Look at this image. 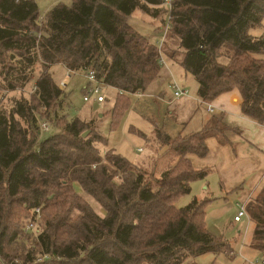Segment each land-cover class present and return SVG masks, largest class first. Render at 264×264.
<instances>
[{"label": "trees", "instance_id": "trees-1", "mask_svg": "<svg viewBox=\"0 0 264 264\" xmlns=\"http://www.w3.org/2000/svg\"><path fill=\"white\" fill-rule=\"evenodd\" d=\"M166 1L71 0L40 17L36 0H0V264H196L191 256L205 252L233 256L230 242L207 226L211 198L177 204L210 169L196 168L188 154L205 156L209 137L228 142L222 117L189 135L171 137L157 126L148 137L139 133L155 154L132 162L113 148L102 151L108 139L96 122L61 114L64 92L49 72L54 65L93 68L121 93L112 112L116 129L129 107L126 95L144 92L162 66L158 44L128 19L135 10L167 13L161 53L194 76L198 97L209 102L237 90L242 113L264 124V33H250L264 22V0H170L165 8ZM169 38L175 52L166 51ZM35 64L33 95L2 106ZM43 123L58 131L41 141ZM75 184L101 204L102 215ZM244 205L254 223L250 246L263 252L264 186ZM37 207L42 227L31 236L24 225ZM44 253L48 258L35 261Z\"/></svg>", "mask_w": 264, "mask_h": 264}, {"label": "rangeland", "instance_id": "rangeland-1", "mask_svg": "<svg viewBox=\"0 0 264 264\" xmlns=\"http://www.w3.org/2000/svg\"><path fill=\"white\" fill-rule=\"evenodd\" d=\"M59 2L65 5H71V0H36L39 16H44L53 5ZM167 6L168 5L164 4L165 8H167ZM160 16L161 17L159 18H155L143 13L140 10H135L130 15L128 21L130 25L138 30L142 35L146 36L152 43L158 44L160 38L162 37L161 30L159 28L162 24V19L167 21L168 18L167 13ZM250 33L254 35L264 33V22L259 28L251 30ZM176 46V40L169 38L166 42V51L175 52L174 50L176 49ZM177 53L178 51H176V54ZM163 58L166 64L172 66V71L174 77L176 78L175 80L177 82L180 80V82L185 83L189 92H191L193 85L196 84L192 75L188 73H185V75L178 62H173L164 55ZM262 58L264 59V55H262ZM175 59H177V57H175ZM26 71L29 72L30 69H27ZM39 71L40 65L35 64L32 67V73H29V81L25 82L26 84L21 86L22 88L19 87L15 91L7 92L1 101V105L9 107L11 104V98H18L19 96H22V94L26 97L33 95L34 85L36 79L38 78ZM66 71L67 69L59 67L58 65L54 66L52 69L50 68L49 70L50 74H53L52 76L56 82L62 78ZM184 75L186 77H184ZM169 81L170 75L165 71V65H162L159 77L152 81L147 89L142 92L143 97H137L136 94L126 95L129 99V107L121 118L117 128L111 129L113 106L116 100L120 97L121 93L115 88L104 86L101 89V94L104 98L103 102L97 103L93 100L85 102L83 100V96L84 86L87 82L84 78L83 71H76L75 74H71L68 79V84L63 90L65 99L62 105L61 114H64L68 121L75 118L82 120L93 119V121L96 122L97 130L108 139L107 144L114 145L118 152L126 156L129 160L135 162L144 155L155 154L154 150L156 145L148 144L142 137L130 130L131 128H134L136 131H140L148 135L151 133V119H154L159 126H162V121L164 120V115H166L167 111L166 109L163 110L161 108L163 105H160L161 103L157 100V98L159 97L158 93L161 91H166L168 93V90H170V88L168 89L170 83ZM3 82V78L0 75V85H3ZM171 93L173 96V91H171ZM57 131L58 128L49 125L47 130H42L40 132L39 139L42 141ZM138 146H141L143 150L138 151ZM150 146L151 149L149 148ZM101 149L102 151H105L106 145L101 146ZM166 159V157H163L161 160L165 161ZM160 164L162 163H158V166L156 167V174H160ZM74 187L77 192L89 201L93 209L102 215V212L104 211L101 204L87 195L79 184H75ZM192 197L193 192L191 190L189 194L181 196L177 204H180L181 206L185 205ZM236 211V208L232 210L228 209L226 214L219 219V222L217 219L215 223L217 227L219 224L221 228L219 234L223 235V237L230 242L233 250V256L230 257L223 252L217 254L213 252H205L196 256H191V259L196 264H254L255 260H258L260 263L261 260L264 259V250L263 252H260L250 246L252 223H248L247 231H245V227L243 228L248 221L247 216H242L241 222L237 224L232 223L233 216ZM25 220L26 218L24 221ZM41 227L42 223L40 224V229ZM239 227H241V229L243 228L241 233L238 232ZM30 234L33 236L32 233ZM214 234H217V232ZM229 253L231 252L229 251Z\"/></svg>", "mask_w": 264, "mask_h": 264}, {"label": "crops", "instance_id": "crops-1", "mask_svg": "<svg viewBox=\"0 0 264 264\" xmlns=\"http://www.w3.org/2000/svg\"><path fill=\"white\" fill-rule=\"evenodd\" d=\"M164 65L165 71L170 75L169 82L180 84L179 86L185 89L187 93L178 99L173 98L171 90H168V93L166 91L158 93L157 100L161 103L160 105L164 106H161V108L166 109L167 112L164 115L162 126H159L154 119L150 120L151 133L153 128L157 126L171 137L178 134L189 135L199 131L211 116H221L223 122L230 128L226 131L228 142L221 143L216 137H209L205 141L208 145V152L205 156L188 154L196 168H210L204 178L192 182L191 190L193 196L197 198H211L207 206V226L213 233L217 232L216 235H220L221 228L219 224L218 227L215 225L216 220L218 219L219 222V219L226 214L228 209L236 208L238 210L239 205L246 203L264 186V124H259L242 113L241 97L237 90L222 93L213 100L204 102L197 95L198 85L194 76L192 77L196 84L189 92L185 83L175 80L172 66L166 64V62ZM58 66L63 68L62 65ZM180 67L184 74L187 73L181 65ZM185 75L184 77H186ZM208 104L212 107V112L207 110ZM233 129H238L240 133ZM130 131L135 132L140 137L139 133L144 134L146 137L151 135V133L147 135L136 131L134 128ZM109 148L117 151L114 145L106 144V149ZM137 150L142 151L143 149L138 146ZM148 155L140 157L135 162L147 161L149 159ZM234 216L233 224L241 222L242 217L236 221ZM247 220L243 228L245 227V231H247L250 222L253 230L254 223L249 219ZM242 229L239 227L238 232L241 233ZM250 235L252 236V232Z\"/></svg>", "mask_w": 264, "mask_h": 264}, {"label": "built area", "instance_id": "built-area-1", "mask_svg": "<svg viewBox=\"0 0 264 264\" xmlns=\"http://www.w3.org/2000/svg\"><path fill=\"white\" fill-rule=\"evenodd\" d=\"M166 5H170V0H167L165 2ZM170 27V23H169V17L167 18V21L165 23V25L163 26L162 29V37L160 38V41L158 43V48H159V64L164 65L165 64V60L163 58V54L161 53V44L162 41L164 39V35L167 32V30ZM84 73V78L86 79V85L84 86V96H83V100L85 102H89L90 100H93L97 103H101L104 101V98L101 94V89L104 86H107L104 82H102L100 79L97 78L96 76V72L93 68L88 67L85 71H83ZM71 74H75V71L72 70H68L66 71V73L62 76L61 79H59V81L57 82V85L60 89L64 90L65 87L68 84V79L71 76ZM169 88L171 91H173V98L174 99H178L181 96L185 95L187 93V91L183 88H181L177 83L175 82H171L169 84ZM137 95V97H142L143 94L142 92H137L135 93ZM207 110L209 112H212V107L208 104L207 105ZM48 125L46 123L41 124V128L42 130H47L48 129ZM243 215H246V210H245V205L244 203L239 205L238 210L234 216V220L238 221L241 219V217ZM39 221H40V209L34 208L33 210V214L30 218H28L25 222L24 225V230L28 231L30 233H32L33 235H37V233L39 232ZM48 258V255L46 253L44 254H40L37 255L35 261H42L44 259ZM15 262H20L18 259H14ZM28 264V263H25ZM254 264H264V259L261 260V262L259 263L258 260L254 261Z\"/></svg>", "mask_w": 264, "mask_h": 264}, {"label": "water", "instance_id": "water-1", "mask_svg": "<svg viewBox=\"0 0 264 264\" xmlns=\"http://www.w3.org/2000/svg\"><path fill=\"white\" fill-rule=\"evenodd\" d=\"M84 136L86 135V133L83 134Z\"/></svg>", "mask_w": 264, "mask_h": 264}]
</instances>
